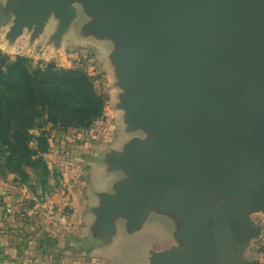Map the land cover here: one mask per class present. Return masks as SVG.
Returning <instances> with one entry per match:
<instances>
[{
	"label": "water",
	"instance_id": "obj_1",
	"mask_svg": "<svg viewBox=\"0 0 264 264\" xmlns=\"http://www.w3.org/2000/svg\"><path fill=\"white\" fill-rule=\"evenodd\" d=\"M80 11L84 37L113 43L118 108L143 134L106 154L123 175L98 194L93 236L140 231L155 212L175 245L149 264H264L244 257L264 214V0H7L0 28L34 43L54 19L61 47Z\"/></svg>",
	"mask_w": 264,
	"mask_h": 264
},
{
	"label": "rangeland",
	"instance_id": "obj_2",
	"mask_svg": "<svg viewBox=\"0 0 264 264\" xmlns=\"http://www.w3.org/2000/svg\"><path fill=\"white\" fill-rule=\"evenodd\" d=\"M6 2L0 0L1 4L5 5ZM90 20L80 11L61 47L50 42L57 28L54 19L44 35L34 43H31L30 34L26 32L19 41L10 44L6 39L9 28H0V54L12 59L18 56L28 58L35 67L46 68L53 64L58 68L82 70L90 77L95 92L104 104V117L93 122L90 128L66 131L61 125L48 124L43 131H33L31 148L36 152L34 164L23 165L22 173L0 171V207L3 208L0 209V217L3 215L7 219L0 224V231L12 233L18 252L22 253L27 264H32L36 257L41 260H50L51 257L53 264H60L62 258H67V264H148L150 252L168 246L174 238L175 222L155 212L150 214L143 228L134 233H130L119 221L117 235L110 242L93 236L92 223L85 221L83 224L87 228L80 235L86 238L85 242H79V235L69 234L66 238L57 232L62 225L81 219L83 212L90 213L93 207L89 198H83V190L78 193L80 183L83 185L87 181L89 194L98 198L101 192L111 193L115 183L122 179V173L108 170L104 162L106 154L113 150L121 151L134 137H143L141 133L127 131L124 112L118 108L123 90L118 85L119 79L110 59L113 43L82 35L83 27ZM45 139L48 146L43 152ZM73 144L82 152L79 167L74 168L65 166L66 156ZM29 200L34 201L33 206ZM92 202L98 204L97 201ZM50 209L59 214L53 221L47 215ZM20 211L24 212L22 225L16 223ZM252 220L261 231L249 243L244 257L248 261L262 263L264 214H254ZM25 223L34 229H37L36 224H47L51 234L45 238L43 235L44 241L38 243L33 241L37 230H25L22 235L17 232L16 237V226L21 228ZM77 259L80 260L77 262Z\"/></svg>",
	"mask_w": 264,
	"mask_h": 264
},
{
	"label": "trees",
	"instance_id": "obj_3",
	"mask_svg": "<svg viewBox=\"0 0 264 264\" xmlns=\"http://www.w3.org/2000/svg\"><path fill=\"white\" fill-rule=\"evenodd\" d=\"M103 117V100L84 71L35 67L28 58L0 54V171L22 173L23 165L34 164L33 131L48 124L87 129ZM42 145L46 152V139Z\"/></svg>",
	"mask_w": 264,
	"mask_h": 264
},
{
	"label": "crops",
	"instance_id": "obj_4",
	"mask_svg": "<svg viewBox=\"0 0 264 264\" xmlns=\"http://www.w3.org/2000/svg\"><path fill=\"white\" fill-rule=\"evenodd\" d=\"M24 36H25V34H24ZM29 38H30V35H29ZM77 147L78 146H76L75 144L72 145L71 152H69V154H67V156H66V163H65L66 165L65 166H70L73 168L79 167L78 164H79V161L81 159L80 158L81 157L80 156L81 148L78 149ZM77 188H79L78 193L82 192V190H83V198L85 197V199H88V198L90 199V204L93 205L92 208L98 206L99 199L95 198L89 194L88 188H87V181L84 182L83 185H81V183H80V186H78ZM92 201H95V203L97 201L98 204L95 205L94 202H92ZM29 202H32V200H29ZM21 205H23V204H21ZM0 209H3V208L0 207ZM23 213H24L23 211L19 212L20 216L19 215H18L19 217L17 216L18 218L16 220V223L18 222V223H21V225L23 224L22 223L23 218H21V216L23 217ZM47 215L50 216L49 214H47ZM80 218L81 219H79V220H74L72 223H69V224L67 223V225H62V228H60L57 232H61L62 234L65 235L64 237H66V238L68 237L69 234L79 235V237H80L79 239L81 240L79 242H85L86 238L84 236H80L82 233H84L85 229L87 228V226L84 225L83 223L85 221V223L87 222V224H90V223L93 224L95 221V217L92 215L91 210H90V213L83 212L81 214ZM54 219H55L54 217L50 216L51 221H53ZM6 220L7 219H5V216L2 215V217H0V224L6 222ZM122 223H123V225H125V222L122 221ZM36 225H37V227H36L37 229H34L33 227H31L32 225L27 224V223H25L24 226H22L21 228H19V226H16V229L14 231L16 233L15 234L16 237L18 236L17 232H19L22 235V233L25 230L32 229L33 231L37 230V232H38L36 234L35 238L33 239V241L36 240L37 243L44 241L43 239L45 237L49 236V234H51V232H50L49 228L46 226L47 224H36ZM62 234H61V236H62ZM30 235H32V234H30ZM43 235H44V238H43ZM68 240H70V238ZM174 245H175V241L173 238L172 242L168 246H165V247L163 246V247L156 249L154 251L166 250V249H169L170 247H172ZM91 252L93 253V251H91ZM150 256H151V254L148 255V264L150 263L149 262ZM79 260L80 259H77V262ZM52 261L53 260L51 257H50V260L48 258L41 260V258L39 259V257H36L33 259V262L32 261H30V262H32V264H53L54 262H52ZM56 263H58V262H55V264ZM59 263L60 264H67L68 260H67V258H62L59 261ZM0 264H27L26 259H24L22 253L18 252L17 243L15 242V237L12 235L11 232H1L0 231Z\"/></svg>",
	"mask_w": 264,
	"mask_h": 264
},
{
	"label": "built area",
	"instance_id": "obj_5",
	"mask_svg": "<svg viewBox=\"0 0 264 264\" xmlns=\"http://www.w3.org/2000/svg\"><path fill=\"white\" fill-rule=\"evenodd\" d=\"M48 214L51 216V217H57L59 214L57 212H55L54 210H49Z\"/></svg>",
	"mask_w": 264,
	"mask_h": 264
},
{
	"label": "flooded vegetation",
	"instance_id": "obj_6",
	"mask_svg": "<svg viewBox=\"0 0 264 264\" xmlns=\"http://www.w3.org/2000/svg\"><path fill=\"white\" fill-rule=\"evenodd\" d=\"M251 262V261H250ZM253 262V261H252ZM262 263H264V262H262Z\"/></svg>",
	"mask_w": 264,
	"mask_h": 264
}]
</instances>
